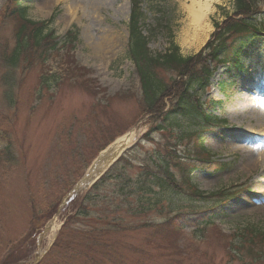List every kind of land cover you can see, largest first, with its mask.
I'll list each match as a JSON object with an SVG mask.
<instances>
[{
  "label": "rangeland",
  "instance_id": "obj_1",
  "mask_svg": "<svg viewBox=\"0 0 264 264\" xmlns=\"http://www.w3.org/2000/svg\"><path fill=\"white\" fill-rule=\"evenodd\" d=\"M67 2H24L29 20H50L47 26L57 41L70 28L78 31V43L70 51L85 80L77 82L68 77L59 86L37 92L41 76L38 67L22 79L14 106L8 108L0 99V133L10 138L19 161L18 165L0 163V264L13 260L31 264L36 256H44L70 214L65 207L55 213L59 202L99 151L125 136L129 150L136 148L130 176L143 173L168 149L175 154L170 166L177 184L190 171L189 181L196 190H226L236 192V196L226 200L222 215L200 229L189 218L175 219L166 227L161 223L172 210L203 209L212 201L193 195L185 181L184 189L177 194L154 189L150 202L158 201L156 207H145L147 212L140 218L122 213L126 221H137L139 228L112 233L108 249L113 255H107L103 263L89 264H264V249L261 256L247 252L246 245L239 249L243 241L237 243L235 236L249 225L264 232V136L254 129L256 115L264 113V41L250 50L243 70L217 68L210 87L201 95L203 101L219 102L212 110L220 121L216 127H188L185 120L177 118L183 129L194 131L189 146L188 140H176V133L152 131L156 121L139 118V85L127 53L129 0ZM184 2L141 0L146 15L144 30H151L154 36L148 45L152 55L163 52L170 41L183 57L197 53L214 31L212 24L232 11L231 0H212L207 34L200 45L188 48L179 36L185 20L181 9ZM6 3L0 0V13ZM72 4L77 8L68 9ZM8 28V24L2 26L1 33L9 36ZM109 34V50L104 51V36ZM45 65L49 74L56 73L58 60L50 59ZM145 134H149L146 140ZM197 134L209 153H200ZM173 135L175 138H171ZM3 145L0 141V149ZM251 156L261 162L248 168L246 162ZM107 194L123 210L126 208L118 186L110 184ZM34 216L39 220L34 221ZM48 224L51 230L37 242L38 234ZM47 255L41 264H62L57 251L49 250Z\"/></svg>",
  "mask_w": 264,
  "mask_h": 264
},
{
  "label": "trees",
  "instance_id": "obj_2",
  "mask_svg": "<svg viewBox=\"0 0 264 264\" xmlns=\"http://www.w3.org/2000/svg\"><path fill=\"white\" fill-rule=\"evenodd\" d=\"M25 1L7 0L0 13V28L6 24L11 26L7 32L9 36L0 31V99L8 108L18 102L22 79L38 67L41 69V76L37 92L59 86L61 81L68 77L77 82L85 80V75L75 64L70 51L78 43L76 31H66L63 38L57 41L53 31L48 29L49 22H34L26 17ZM139 2L140 0H130L128 22V55L134 65L140 91L139 118L148 117L150 121H156L151 127L152 131L159 134L176 133L177 138L174 135L171 138L188 140L190 146L194 131L183 129L177 118L185 120V123L189 124L188 127L204 128L217 122L212 114L215 103L202 101L200 94L207 90L210 79L219 66L227 70H242L244 58L250 55V50L257 43L264 40V21L261 20L264 15V0H232L231 14L221 24L215 25L214 33L197 54L185 58L180 56L172 42L163 52L155 55L150 53L147 46L154 36L149 32L148 39L142 34L144 14ZM50 59L58 60L57 71L53 74L48 73L45 65ZM148 135L145 134L143 139L146 140ZM200 139L197 134V148L200 153H206ZM0 141L4 143L0 149V163L18 165L19 161L10 138L0 133ZM135 154L136 148L88 191L66 206L65 209L68 208L70 214L51 250L57 251L58 256L61 255L59 259L62 264H74L76 261L78 264H89L93 261L103 263L108 260L107 255H113L108 249L111 245L110 235L139 228L137 221H126L127 218L122 216V213L131 218L144 216L147 212L145 207H156L159 204L158 201L150 202L154 197V189L177 194L184 189L182 185L184 186L185 181L193 195L203 198L202 201H212L207 202L208 205L203 209L191 208L194 210L189 212L172 210V214L161 223L170 227L175 219L189 218V222L195 224L197 229L222 215L225 201L236 194L226 190L212 194L198 192L190 184V171L183 174V182L177 184L170 166L175 154L168 149L163 158H158L153 165L145 167L143 173L130 176L128 171ZM110 184L119 187L122 193L120 197L124 199L122 204L126 205L124 210L120 203H114L107 194ZM131 198L132 201L129 200ZM159 207L161 209L162 206ZM169 207L171 208V205ZM49 209L50 207L48 211ZM33 220L39 219L34 216ZM32 233L33 231L29 236ZM235 236L237 243L243 241L239 249L246 245L247 252L256 256L263 255V231L249 225L239 229ZM47 257L48 255L43 260L46 261ZM62 257L70 261H63ZM18 262L19 260H13L9 264Z\"/></svg>",
  "mask_w": 264,
  "mask_h": 264
},
{
  "label": "bare ground",
  "instance_id": "obj_3",
  "mask_svg": "<svg viewBox=\"0 0 264 264\" xmlns=\"http://www.w3.org/2000/svg\"><path fill=\"white\" fill-rule=\"evenodd\" d=\"M50 1V0H49ZM184 4L181 9L185 15L184 25L182 26L179 36L180 41L184 46L188 48H195L202 43V40L207 34L208 26L206 24V19L208 14L211 13L212 0H184ZM53 4L66 3L67 0H51ZM68 3V2H67ZM76 9V5L72 4L68 6V9ZM111 35L104 36L103 49L108 51V40L111 39ZM106 48V49H105ZM254 129L264 136V113L256 115ZM127 141V140H126ZM246 148H248L246 146ZM239 149H245V147H239ZM247 152V151H245ZM262 155V162H264V151ZM255 160L252 156L247 160L246 164L248 168H253L257 166L260 162Z\"/></svg>",
  "mask_w": 264,
  "mask_h": 264
},
{
  "label": "water",
  "instance_id": "obj_4",
  "mask_svg": "<svg viewBox=\"0 0 264 264\" xmlns=\"http://www.w3.org/2000/svg\"><path fill=\"white\" fill-rule=\"evenodd\" d=\"M86 182H87V177H85V178H83L77 185H76V187L73 189V191H75V192H79L80 191V189H81V187L83 186V185H85L86 184ZM85 187V186H84Z\"/></svg>",
  "mask_w": 264,
  "mask_h": 264
}]
</instances>
